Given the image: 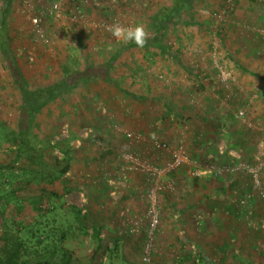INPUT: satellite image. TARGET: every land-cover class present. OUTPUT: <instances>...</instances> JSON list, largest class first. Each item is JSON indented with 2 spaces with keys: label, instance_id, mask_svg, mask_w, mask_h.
<instances>
[{
  "label": "rangeland",
  "instance_id": "rangeland-1",
  "mask_svg": "<svg viewBox=\"0 0 264 264\" xmlns=\"http://www.w3.org/2000/svg\"><path fill=\"white\" fill-rule=\"evenodd\" d=\"M171 1H13L10 46L34 87L57 81L62 64L79 70L120 52L110 75L124 92L92 82L50 103L33 150L13 162L20 97L0 55V237L7 226L41 253L29 228L64 204L102 227L109 250L91 259L88 238L81 264H264V0H196L169 28L166 53L107 30L142 23L150 39L151 15ZM247 122L249 145L239 143ZM180 150L187 163L167 172ZM64 154L70 171L56 178ZM234 165L256 178L226 171ZM63 185L62 200L45 194Z\"/></svg>",
  "mask_w": 264,
  "mask_h": 264
},
{
  "label": "trees",
  "instance_id": "trees-1",
  "mask_svg": "<svg viewBox=\"0 0 264 264\" xmlns=\"http://www.w3.org/2000/svg\"><path fill=\"white\" fill-rule=\"evenodd\" d=\"M13 1H0V55L20 97L15 132L12 138V143L15 146L13 162H17L33 150L29 138L30 132L36 122L37 115L50 103L92 82H100L121 92L124 91L110 75L120 52L115 53L114 56L101 64L96 63L94 66H89L84 63L79 70L70 69L66 64H62L60 65L61 76L57 81L43 87H34L23 74L16 54L10 46L8 22ZM195 1L172 0L170 7L161 8L152 14L150 21L154 35L152 38L146 39L147 42L143 48L166 53L165 42L169 28L180 23L179 20L190 11ZM131 47L138 48L134 43ZM130 96L133 97L131 94ZM234 136L237 135L234 134ZM246 139L247 137L243 136L239 143L241 144ZM216 156H219L217 152ZM29 157L31 156H28V159ZM71 162L72 159L64 154L62 159L57 162L58 168L54 172L55 177L61 178L69 173ZM45 194L48 197L62 200L65 195V186H62L60 192L51 189ZM60 210L61 213L55 207L45 213L39 210L38 217L41 220L35 225L34 230L29 228L31 236L36 240L37 247L42 250L41 253L38 249L27 246L21 238L9 234L10 229L8 230L5 226L0 237V241H2L0 264H81L80 254L85 248L88 238L92 246L91 259L103 258L108 255L109 250L104 246L100 237L102 227L89 226L87 218L75 207L62 204Z\"/></svg>",
  "mask_w": 264,
  "mask_h": 264
},
{
  "label": "built area",
  "instance_id": "built-area-1",
  "mask_svg": "<svg viewBox=\"0 0 264 264\" xmlns=\"http://www.w3.org/2000/svg\"><path fill=\"white\" fill-rule=\"evenodd\" d=\"M54 9L57 11L58 10V6L54 4ZM33 23L34 24H37V19H34L33 20ZM239 117L243 116V113L242 112H239L237 114ZM128 138H131V135H127ZM263 143H264V134H263ZM156 147L158 149H161V146L159 145H156ZM165 146H162V148H164ZM180 150V152L177 154V153H174L173 154V159L171 162H169L166 166H167V172H171V171H174L176 170L177 168L185 165L187 163V157L186 155L184 154V152ZM227 172L229 173H234V172H238V171H245L247 173H250L252 175V177L256 178V173L257 171L256 170H252V169H248L244 166H241V165H234L230 168V170H226ZM213 174L215 176L217 175H220L222 172L220 170H215L213 169ZM192 175L198 177L200 174L198 172H194L192 173ZM262 197L264 198V192H260ZM151 211V210H150ZM83 213V212H82ZM150 215V229H149V233L152 235L153 233V230L155 229V226L157 224V217H156V212L153 210L152 212L149 213ZM144 261L146 262V260L144 259Z\"/></svg>",
  "mask_w": 264,
  "mask_h": 264
},
{
  "label": "clouds",
  "instance_id": "clouds-1",
  "mask_svg": "<svg viewBox=\"0 0 264 264\" xmlns=\"http://www.w3.org/2000/svg\"><path fill=\"white\" fill-rule=\"evenodd\" d=\"M107 30L116 40L124 43L132 42L139 48H143L147 42V31L142 23L129 26L114 23Z\"/></svg>",
  "mask_w": 264,
  "mask_h": 264
},
{
  "label": "crops",
  "instance_id": "crops-1",
  "mask_svg": "<svg viewBox=\"0 0 264 264\" xmlns=\"http://www.w3.org/2000/svg\"><path fill=\"white\" fill-rule=\"evenodd\" d=\"M241 65V64H240ZM248 73H250V72H248ZM252 73V72H251ZM256 76H257V78H262V76H260V74H256ZM239 111V110H238ZM239 113V112H238ZM233 116H237V111L234 113V115ZM239 117V116H238ZM235 118V117H234ZM236 119V118H235ZM237 121V120H236ZM244 128V130L246 131L244 134H241L242 136H244L245 138L247 137V139L249 138V136H251V134L250 133H252L253 131H255L254 130V126H251L250 125V123L249 122H247L246 123V125L245 126H243ZM217 129V128H216ZM228 129H229V134H230V136L231 137H235L234 136V134H240V133H238L237 132V129H236V127H233L232 126V124H229L228 125ZM258 130H261V129H258ZM264 131V130H263ZM247 139L245 140V142H244V144H247V145H249L250 144V142H248L247 141ZM262 139H263V135H262ZM242 146V145H241ZM240 146V147H241ZM245 147V146H244ZM198 149V148H197ZM219 154H220V152H219Z\"/></svg>",
  "mask_w": 264,
  "mask_h": 264
}]
</instances>
